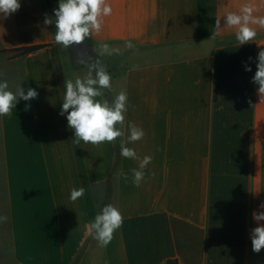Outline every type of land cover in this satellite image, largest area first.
I'll list each match as a JSON object with an SVG mask.
<instances>
[{
    "label": "crops",
    "instance_id": "1",
    "mask_svg": "<svg viewBox=\"0 0 264 264\" xmlns=\"http://www.w3.org/2000/svg\"><path fill=\"white\" fill-rule=\"evenodd\" d=\"M108 3L111 15L88 40L116 46L117 68L105 63L112 90L104 98L123 91L128 99L124 137L100 146L75 143L67 113L60 114L64 81L83 78L88 68L66 71L55 25L44 24L46 15L53 18L49 1L20 0L15 13L0 14V51L49 45L22 57L0 52V82L13 92L21 86L25 94L38 93L30 101L18 98L11 114L0 116L14 261L264 264V249L253 252L250 237L253 212L264 211V99L252 80L264 29L254 26L256 39L239 45L236 29L223 19L245 3L264 16V0ZM130 123L145 135L126 146L141 159L152 157L139 187L131 171L139 161L120 155ZM80 187L84 196L72 201L71 190ZM98 196L124 217L107 247L88 227L100 213Z\"/></svg>",
    "mask_w": 264,
    "mask_h": 264
},
{
    "label": "clouds",
    "instance_id": "2",
    "mask_svg": "<svg viewBox=\"0 0 264 264\" xmlns=\"http://www.w3.org/2000/svg\"><path fill=\"white\" fill-rule=\"evenodd\" d=\"M21 7L20 0H0V14L5 17L15 13ZM259 8L253 3L241 5L238 11L226 12L224 27L234 28L235 39L239 45L251 43L258 35L256 27L264 29V16L255 15ZM54 19L45 16V25H55V42L64 49H69L72 45L82 44L86 38L94 33L101 32L104 17L111 15L112 7L108 0H59L58 7L53 9ZM215 29H221L220 19L216 20ZM107 48V44L101 45ZM251 59V58H249ZM256 72L252 78L253 83L258 85V95L260 100L264 99V50H260L257 56ZM78 63L82 62L77 60ZM88 68L87 74L74 81L67 79L64 81L66 89L60 114L67 113L66 119L68 128L74 132V142L100 146L104 143H115L118 138H123L125 115L127 111V95L121 91L109 101L105 97V92L112 90V77L98 59L83 62ZM246 71L251 68L245 66ZM38 96L33 88H28L25 94L19 86L15 92L9 90L7 81L0 82V116L10 115L13 108H16L18 98L30 101ZM251 103V101H249ZM129 135L127 141L121 139L120 155L126 159L138 160V169H132V183L139 187L145 179L146 166L151 163V156L138 157L136 151L130 148L127 143L141 140L145 133L142 128L134 123L128 125ZM159 150V149H158ZM124 180H128V175L120 173ZM155 173H152L154 176ZM85 188H73L70 199L76 201L83 197ZM260 209H264V202L260 204ZM253 219L257 226L251 230L252 251L259 253L264 249V211H254ZM0 217V221L4 220ZM124 223L121 211L108 204L101 212L95 215L90 223L89 231L101 247H107L114 239V235Z\"/></svg>",
    "mask_w": 264,
    "mask_h": 264
},
{
    "label": "rangeland",
    "instance_id": "3",
    "mask_svg": "<svg viewBox=\"0 0 264 264\" xmlns=\"http://www.w3.org/2000/svg\"><path fill=\"white\" fill-rule=\"evenodd\" d=\"M52 16L54 18L53 9L58 7L59 0H48ZM116 46H109L107 48H101L94 46L88 38L80 45H72L69 49L62 48L64 62L66 66V71L70 72L72 66H86L82 62L78 63L77 60L81 61L78 55L79 51H87L93 56V60L98 59L100 63L105 66L108 65L109 70H114L117 68L118 60L117 55L114 53ZM98 206L100 207V212L102 208L110 202L105 203L102 196H98ZM0 217L5 219L0 221V264H16L12 256L11 250V236H10V226L8 218V207L6 202V192L3 183V177L0 174Z\"/></svg>",
    "mask_w": 264,
    "mask_h": 264
},
{
    "label": "trees",
    "instance_id": "4",
    "mask_svg": "<svg viewBox=\"0 0 264 264\" xmlns=\"http://www.w3.org/2000/svg\"><path fill=\"white\" fill-rule=\"evenodd\" d=\"M47 46H49V45H47V44L31 45V46H26V47H21V48H16V49L3 50L0 52L11 54L12 58L13 57H22V56H26L28 54H31L33 52L40 51V50L46 48ZM166 264H178V263L176 260H168Z\"/></svg>",
    "mask_w": 264,
    "mask_h": 264
},
{
    "label": "water",
    "instance_id": "5",
    "mask_svg": "<svg viewBox=\"0 0 264 264\" xmlns=\"http://www.w3.org/2000/svg\"><path fill=\"white\" fill-rule=\"evenodd\" d=\"M78 55L81 58L82 63L93 60V56L87 51H79ZM83 64H85V63H83Z\"/></svg>",
    "mask_w": 264,
    "mask_h": 264
}]
</instances>
